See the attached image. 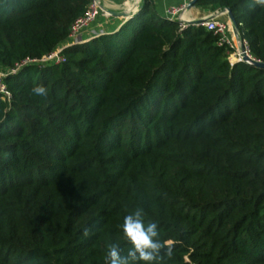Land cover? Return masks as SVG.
<instances>
[{
    "label": "trees",
    "instance_id": "16d2710c",
    "mask_svg": "<svg viewBox=\"0 0 264 264\" xmlns=\"http://www.w3.org/2000/svg\"><path fill=\"white\" fill-rule=\"evenodd\" d=\"M91 1L0 0V264H106L109 244L126 256L138 208L171 241L151 264H264V69L231 65L214 31L141 0L64 62L8 75L65 46ZM249 3L194 7L228 9L264 63V9Z\"/></svg>",
    "mask_w": 264,
    "mask_h": 264
},
{
    "label": "clouds",
    "instance_id": "9594fccd",
    "mask_svg": "<svg viewBox=\"0 0 264 264\" xmlns=\"http://www.w3.org/2000/svg\"><path fill=\"white\" fill-rule=\"evenodd\" d=\"M250 10L257 7L264 9V0H250ZM31 92L37 96H47V89L43 86H35ZM143 210L138 208L134 213L126 215L123 220L122 232L124 239L131 245L126 256H122L116 244H109L106 252V264H151L162 259L164 255L171 256L172 249L168 247L171 241H161L156 223L149 222L145 225ZM87 234V233H85Z\"/></svg>",
    "mask_w": 264,
    "mask_h": 264
},
{
    "label": "built area",
    "instance_id": "2783aa9c",
    "mask_svg": "<svg viewBox=\"0 0 264 264\" xmlns=\"http://www.w3.org/2000/svg\"><path fill=\"white\" fill-rule=\"evenodd\" d=\"M101 0H92L89 6L87 7L85 13L81 18H79L72 26L71 32L69 35V41L65 46L57 48L54 52L46 55L45 57L41 59H25L21 61L19 64L15 65L14 68L9 70L8 75L16 74L18 71H20L23 67L27 65L37 64V65H55L60 64L64 62V58L61 55L62 50L66 46L74 45L81 43V36L80 31L89 25L90 23L94 22L95 19L101 15L103 12V9L100 6ZM191 0H183V4L180 7L173 8L169 11V18L175 19V17L178 15V13L182 12L187 3ZM226 12H224L225 14ZM223 13H220V15ZM226 15V14H225ZM182 24V23H181ZM200 24L205 27L207 30L214 31L217 35L220 36L219 44H225L227 45L232 52L229 54L231 55L230 59L231 62H240L242 60V54L245 53L247 56L251 57V55L248 52L247 45L245 41L240 40L237 43H239L240 47H236V45H233V42H231L227 38V32L228 27L227 23L220 19V16L218 15H210L200 21ZM184 27L185 25L182 24ZM93 37H97L99 35L104 34L102 31H99V33H90ZM238 36V32H237ZM243 48V49H242ZM7 76L5 73H0V95H2L4 98L9 99L10 93L8 92L6 86L3 84L2 79Z\"/></svg>",
    "mask_w": 264,
    "mask_h": 264
},
{
    "label": "crops",
    "instance_id": "0c3cea01",
    "mask_svg": "<svg viewBox=\"0 0 264 264\" xmlns=\"http://www.w3.org/2000/svg\"><path fill=\"white\" fill-rule=\"evenodd\" d=\"M112 4H105L103 10L113 9L119 11L118 14H115V19H106L104 16H98L97 19L84 27L80 31L81 41L86 42L91 39L90 31L96 28H103L104 31L111 33L124 24L133 14L132 10L139 8L141 0H113ZM183 4V0H155L154 7L156 12L161 17L169 18V11L173 8L180 7ZM129 6V8H127ZM108 12V11H107ZM210 15L220 16V12L214 11L211 12L207 9H200L196 7H191L190 9H185L182 11L179 16H176L175 19L180 21L182 24L186 25L188 23H196ZM119 16V17H118ZM126 16V17H123Z\"/></svg>",
    "mask_w": 264,
    "mask_h": 264
},
{
    "label": "rangeland",
    "instance_id": "374dc122",
    "mask_svg": "<svg viewBox=\"0 0 264 264\" xmlns=\"http://www.w3.org/2000/svg\"><path fill=\"white\" fill-rule=\"evenodd\" d=\"M112 2H114V1L113 0H105V1L104 0H101L100 1V6L103 9V7H104L105 4H112ZM106 11H108V12L106 13L103 10V12L101 13V16H104L106 19H111V20L115 19V14H118L119 13V11H116V10H113V9H109V10H106ZM181 13L182 12L178 13L177 16H179V14H181ZM220 13H223V14L220 15V19L227 23V27H228L227 38L231 42H233V45L235 44L236 47H240L239 43H237L239 41V39H238V36L237 37L235 36L236 30H235L234 26L232 25V23L228 19L227 15H225L226 13L224 14L223 11H220ZM99 31H102L103 33L106 32V31H104L103 28H96L94 30H91L90 32L91 33H93V32L99 33ZM90 36H91V38H93V36L91 34H90ZM230 57H231V55L228 57V61L232 65L233 63L231 62Z\"/></svg>",
    "mask_w": 264,
    "mask_h": 264
},
{
    "label": "water",
    "instance_id": "95a60500",
    "mask_svg": "<svg viewBox=\"0 0 264 264\" xmlns=\"http://www.w3.org/2000/svg\"><path fill=\"white\" fill-rule=\"evenodd\" d=\"M195 2H196V0H191V1H189V2L187 3V5H186V8H187V9H190L191 7L194 6ZM136 8H137V9L134 10L133 14H134L135 12H137L138 7H136ZM223 12H226V15H227L228 19L230 20V22H231L232 25L234 26V28H235V30H236L235 36L237 37V27H236V24H235V22H234V19H233V16H232L231 12H230L228 9L223 10ZM133 14H132V15H133ZM123 17H126V16H123ZM200 21H201V20H200ZM200 21H197V22H200ZM179 22H180V21H179ZM242 49H243V48H242ZM241 61H242V62H245V63H247V64H249V65L256 66V67H259V68H263V69H264V63H261V62L255 60V59H253L252 57L247 56L245 53L242 54V60H241Z\"/></svg>",
    "mask_w": 264,
    "mask_h": 264
},
{
    "label": "bare ground",
    "instance_id": "6f19581e",
    "mask_svg": "<svg viewBox=\"0 0 264 264\" xmlns=\"http://www.w3.org/2000/svg\"><path fill=\"white\" fill-rule=\"evenodd\" d=\"M104 1H105V0H104ZM127 8H129V6H128ZM134 10H135V9L133 8L132 12H134ZM104 11H105V10H104ZM105 12L107 13V11H105Z\"/></svg>",
    "mask_w": 264,
    "mask_h": 264
}]
</instances>
